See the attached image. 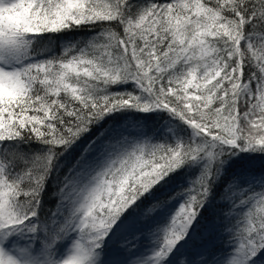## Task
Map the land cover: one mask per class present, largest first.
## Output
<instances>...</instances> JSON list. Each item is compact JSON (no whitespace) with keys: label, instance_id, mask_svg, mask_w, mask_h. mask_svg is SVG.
I'll return each mask as SVG.
<instances>
[{"label":"snow or ice","instance_id":"snow-or-ice-1","mask_svg":"<svg viewBox=\"0 0 264 264\" xmlns=\"http://www.w3.org/2000/svg\"><path fill=\"white\" fill-rule=\"evenodd\" d=\"M0 264H264V0H0Z\"/></svg>","mask_w":264,"mask_h":264},{"label":"trees","instance_id":"trees-1","mask_svg":"<svg viewBox=\"0 0 264 264\" xmlns=\"http://www.w3.org/2000/svg\"><path fill=\"white\" fill-rule=\"evenodd\" d=\"M86 33H87V30L85 29L83 33H80L78 35L83 36ZM55 47L57 49H59V44H57ZM175 189H176V183L175 182L173 184L169 185V187H168V191L169 192H172ZM223 206L224 205H219V207H223ZM210 219H211V217H210L209 213L208 212H205V214L201 218V222H200V229H201V231H202V228L207 225V223H208V221H210ZM210 235L211 234H206V239L203 241V244L200 245L201 246V250H202L203 247L206 246V242L208 241V238H209ZM223 242H224L223 240L219 239V240L215 241L214 243L209 244L208 246H206L207 251L209 253H219V252H222L224 250V243ZM138 244H139V246L140 245H144V244H147V241L146 240L140 241V242H138ZM197 246H199V245H197ZM108 259L111 260V259H114V257L109 256Z\"/></svg>","mask_w":264,"mask_h":264},{"label":"rangeland","instance_id":"rangeland-1","mask_svg":"<svg viewBox=\"0 0 264 264\" xmlns=\"http://www.w3.org/2000/svg\"><path fill=\"white\" fill-rule=\"evenodd\" d=\"M150 122V121H149ZM131 130H133V131H136V130H138V129H131ZM224 208H225V210H227V206L226 205H224L223 206ZM206 226H204L203 228H202V231L204 230V228H205ZM146 235H147V233H146ZM219 239H221V240H223L224 241V236H222L218 231H214V232H212L211 233V235L209 236V238H208V241L206 242V246H208L209 244H211V243H214L215 241H217V240H219ZM224 243V242H223ZM143 247H144V245H140L138 248H137V251H141V250H143ZM197 250H201V246L199 245V246H197ZM134 259V258H133Z\"/></svg>","mask_w":264,"mask_h":264}]
</instances>
